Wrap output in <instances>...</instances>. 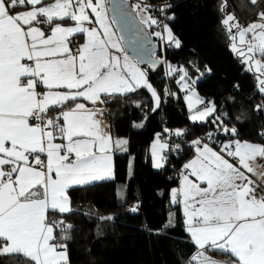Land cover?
I'll return each instance as SVG.
<instances>
[{
	"label": "snow or ice",
	"instance_id": "6c2138e0",
	"mask_svg": "<svg viewBox=\"0 0 264 264\" xmlns=\"http://www.w3.org/2000/svg\"><path fill=\"white\" fill-rule=\"evenodd\" d=\"M114 8L124 13L122 5ZM258 19L264 20V12ZM68 21L75 23L65 26ZM113 22L107 0H0V257H23V264H68L67 245L55 242V222L48 217L71 212L69 187L111 176L109 152L113 144H127L113 142L83 103L65 110L69 101L81 97L104 103L102 96L143 87L155 98V107L160 106L145 72L121 46ZM141 23L159 26L151 15ZM222 24L229 32L237 29L232 39L238 35L239 47L233 43L232 49L248 71L259 74L264 93V23L240 30L238 20L228 14ZM164 30L167 41L180 47L167 25ZM77 33L86 34V42L73 50L69 37ZM154 34L164 38L161 32ZM115 53H123V63ZM187 75L185 71L180 79ZM183 86L189 88L187 82ZM194 95L188 96L190 119L206 122L215 106L196 110ZM201 103L197 97L195 104ZM53 110L59 111L51 115ZM222 131L236 135L234 127L223 126ZM192 144L196 155L183 165V185L171 196L173 203H183L187 230L202 250L193 264L208 261L206 248L230 253L236 258L232 264H264V145L236 140L217 152L199 139ZM168 147L157 138L156 167L166 162L162 152Z\"/></svg>",
	"mask_w": 264,
	"mask_h": 264
},
{
	"label": "trees",
	"instance_id": "16d2710c",
	"mask_svg": "<svg viewBox=\"0 0 264 264\" xmlns=\"http://www.w3.org/2000/svg\"><path fill=\"white\" fill-rule=\"evenodd\" d=\"M140 1L153 17L152 5L171 4L164 21L180 47L167 46L166 59L172 68L188 73L206 106L212 103L216 111L206 122L192 123L174 77L168 79L162 66L146 68L160 95L159 107L145 88L111 96L109 132L117 140H127V151L117 149L114 154V189H109V182L72 188L68 191L71 212L48 217L55 222V242L67 245L68 264H193L197 248L171 196L183 165L195 155L192 141L211 133L213 142L238 139L264 145V93L259 91L256 75L232 51L222 24L232 14L241 27H247L264 12V0L255 4L251 0ZM152 30L161 28L152 26ZM162 55L159 43L156 57ZM217 116L220 119L213 123ZM223 126L234 127L236 135L222 131ZM175 130H183L184 135H175ZM157 136L169 146L160 170H154L150 154ZM109 216L112 219H103ZM209 255L224 264L235 260L221 251H209ZM24 260L3 256L0 264H23Z\"/></svg>",
	"mask_w": 264,
	"mask_h": 264
},
{
	"label": "water",
	"instance_id": "95a60500",
	"mask_svg": "<svg viewBox=\"0 0 264 264\" xmlns=\"http://www.w3.org/2000/svg\"><path fill=\"white\" fill-rule=\"evenodd\" d=\"M115 4L123 6V14L115 10ZM108 9L128 54L136 59L142 67L157 69L160 61L158 57L154 56V53L158 51L156 40L151 37V33L132 10L130 1L108 0ZM153 65L155 66L153 67Z\"/></svg>",
	"mask_w": 264,
	"mask_h": 264
},
{
	"label": "rangeland",
	"instance_id": "374dc122",
	"mask_svg": "<svg viewBox=\"0 0 264 264\" xmlns=\"http://www.w3.org/2000/svg\"><path fill=\"white\" fill-rule=\"evenodd\" d=\"M131 2V7H132V10L135 12V14L138 16V18L140 19V20H143V19H146L147 18V16L148 15H151L150 13H149V11H148V8L145 6V4L143 3V2H141L140 0H131L130 1ZM136 5H140V9L138 10L137 8H136ZM146 9V10H145ZM228 15V14H227ZM109 17H110V14H109ZM153 17V16H152ZM154 19H156L155 17H153ZM255 22H260V23H264V20H259V19H257ZM144 26H146V28H147V30L149 31V29L151 28V26H148L147 24H144V23H142ZM153 26H156V25H153ZM160 26V25H159ZM156 27H158V26H156ZM160 28H161V30L159 31V30H153L152 32H151V34L155 37V40L158 42V44L160 43V45H161V50H163L162 51V53L164 52L165 53V48L167 47V46H175V44L174 43H169L168 41H167V32L164 30V28H162L161 26H160ZM244 28H246V27H241V29L240 30H243ZM118 32V31H117ZM155 32H161L162 33V36L164 37L163 39L161 38V37H159V36H156L154 33ZM228 33H229V37H230V45H231V49H232V45H233V43H236L237 44V46L239 47V44H238V35H237V40H233L232 39V35L234 34V33H237V29H235V28H233L232 29V31L231 32H229L228 31ZM118 34H119V32H118ZM119 36H120V34H119ZM174 36V35H173ZM175 37V36H174ZM252 37H251V34H248L247 36H246V40H250ZM176 39V38H175ZM122 47L125 49V47H124V43L122 44ZM176 47V46H175ZM232 51H233V49H232ZM125 52L127 53V55L130 57V60H131V62L132 63H135V65H136V67L137 68H139L140 70H142V71H144L145 72V75H146V77H147V80H148V82L153 86V88L156 90V88H155V86L151 83V81L149 80V78H148V71H147V69L145 68V67H142L140 64H139V62L136 60V59H134L131 55H129L128 54V52L126 51V49H125ZM234 52V51H233ZM235 53V52H234ZM236 54V53H235ZM164 55V54H163ZM163 55L161 56V57H163ZM237 55V54H236ZM161 57H159V58H161ZM240 59H241V61H242V58L241 57H239ZM121 63H123V57H121ZM246 66V65H245ZM162 67H164L166 70L165 71H168V74H169V77H174V79H175V83H176V85H177V87H178V89H179V91L182 93V95H183V99H184V101H185V103H186V107H187V109H188V112H189V117L192 115V111H190V109H189V107H188V96L189 95H193V94H195L194 96H193V104L195 105V109L196 110H202V109H204L205 107H206V100L203 98V97H201L199 94H198V92L196 91V89H195V87H194V81H190L189 80V77H188V75H187V77H185V79L184 80H181L180 79V77L181 76H183V74H184V72H185V70H183V69H178V68H172L170 65H169V63H168V60H167V62L165 63V65L164 66H162ZM171 69H176V71H171ZM246 69H247V66H246ZM248 70V69H247ZM252 72V71H251ZM255 75H256V77H257V75H259L258 73H255V72H253ZM257 79V78H256ZM185 82H187L188 83V85H189V88L188 89H185L184 88V84H185ZM257 84H258V80H257ZM258 87H259V85H258ZM141 88H143V87H141ZM149 91V90H148ZM150 92V91H149ZM156 92H157V94L159 95V93H158V91L156 90ZM151 93V92H150ZM159 97H160V95H159ZM199 98L200 100H202L203 101V103H201V104H198V105H196L195 104V99L196 98ZM154 100H155V98H154ZM213 106V104L212 103H209V105L207 106V107H212ZM214 113V112H213ZM212 113V114H213ZM208 118V117H207ZM191 120V119H190ZM191 122L192 123H201V122H199V121H197V122H193L192 120H191ZM157 138H158V136H157ZM119 140H125V141H127L125 138H121V139H119ZM162 143H165V142H162ZM118 150L120 151V152H126L127 151V144H125V145H123V146H121V147H118ZM163 166H164V164H163ZM159 168V167H158ZM160 168H162V167H160ZM159 168V169H160ZM154 170H155V168H154ZM158 170V169H157ZM92 184H95V183H92ZM90 185V184H89ZM207 258H208V261H205L204 262V264H209V262H214V264H224L221 260H218V259H214V258H210V257H208V256H206ZM201 260H203L204 258L203 257H201L200 258Z\"/></svg>",
	"mask_w": 264,
	"mask_h": 264
},
{
	"label": "crops",
	"instance_id": "0c3cea01",
	"mask_svg": "<svg viewBox=\"0 0 264 264\" xmlns=\"http://www.w3.org/2000/svg\"><path fill=\"white\" fill-rule=\"evenodd\" d=\"M128 1H131V0H128ZM107 5H108V0H107ZM21 10H24V9H21ZM89 14H90V16H91L90 10H89ZM93 19H94V17H93ZM109 20H112L111 17H109ZM139 20H140V19H139ZM140 21H141V20H140ZM62 23H65V22H62ZM74 23H75V22L68 21V22L65 23V26H68V25H74ZM85 26H87V27H89V28L94 27V26H95V27H98V25H95V24H87V22H85ZM45 27H46V26H45ZM145 27H146V26H145ZM112 29H113V31L115 32L116 37H120L119 34H118V32H117V29H116L114 23H112ZM146 29H147V28H146ZM152 31H153V30H152V26H151V28L149 29V32L151 33ZM69 41H70V44H69L70 48H72L73 50H75L77 47L83 45V44L86 42V34L77 33V34H75L74 36L69 37ZM119 42H120V44H121V46H122V44H123V40L120 39ZM112 51L114 52V50H112ZM115 54H117V55H121V57H123V53H115ZM178 69H179V68H178ZM61 91H64V90H61ZM116 95H121V94H113V95H111V96H116ZM123 95H125V94H123ZM103 97H105V96H102L101 99H103ZM71 102H72V101H69L68 103H71ZM68 103H67V104H68ZM76 103H83V104L85 105V108H86V110H87L88 112L95 113V119L98 120V121L101 123L104 132H105L108 136L111 137V139H112L113 142L117 140V139H115V138H113V137L111 136V134H110V132H109L108 124L103 123L102 120H101L100 113H99V108L101 107V103L97 102V103L93 104L92 102H90V101H88V100H84L83 98L78 97V98H77V101H76L71 107H74ZM67 104L64 106V107H65V110H66L67 108H69V106H67ZM53 111H55L54 113L57 114V112H58L59 110H53ZM53 111H51V112H53ZM190 121H191V120H190ZM176 131H177V130H175L174 132H176ZM182 131H183V130H182ZM158 138H159V142L162 143L160 136H158ZM118 140H119V139H118ZM236 140H238V139H231V140H223V141H220L218 147H213V146H209V145H208V146L211 147L213 150H215V151H217V152H220L221 146H222L223 144H226V143H233V142L236 141ZM239 141H241V140H239ZM57 142H59V141H57ZM156 142H157V138L154 140V142H153L152 145H151V148H150V154H151V159H152V165H153V168H155V170H157V169L160 170V169H162V168L159 167V168H160V169H159L158 167H156V164H155L156 158L153 156V145L156 144ZM241 142H244V141H241ZM117 149H118V147H116L115 144H113V147L111 148V151L109 152V155H111V157H112V161H111V165H112V175H111V176H106V177L103 178V179L90 181L89 183H87V184H85V185H89V184H92V183H99V182H109V184H108L109 189H114V185L111 183V181L114 179V154H115V151H116ZM164 152H165V150L162 152V155L165 157ZM195 155H196V153H195ZM195 155H194V157H195ZM194 157H193V158H194ZM193 158H192V159H193ZM42 159H43V156H42ZM229 159H230V158H229ZM162 167H163V166H162ZM183 175H184V168H183V173H182V176H181V179H180V183H179L178 187H176V188L173 189V190H178V189H180V188L182 187V185H183ZM192 179H194V178H192ZM85 185H73V186H71V187L68 188V190H67V194H68V191H69L70 189H72V188H77V187H82V186H85ZM173 190H172V191H173ZM172 191H171V194H172ZM68 197H69V194H68ZM69 200H70V199H69ZM174 204L179 205L180 210H181V212H182V216H183V218H184V222H185V225H186V229H188V225H187V222H186V221H187V216H186V214H185V210H184V205H183V203H174ZM54 213H58V212H54ZM59 214H66V213H59ZM187 232H188L189 236L191 237V235H190V233H189L188 230H187ZM54 235H55V231H54ZM191 239H192V241L194 242V239H193L192 237H191ZM194 244H195V242H194ZM195 246H196V248H197V254L194 256V258L198 257V254L202 251V250H200V249L198 248V246H197L196 244H195ZM204 251H205V253H206V256L212 258V257L209 255V251H221V250L214 249V248H206V250H204ZM221 252H224V251H221ZM225 253H227V252H225ZM227 254H230V253H227ZM230 255H231V254H230ZM67 256H68V254H67ZM231 256H232V255H231ZM194 258H193V260H194ZM233 258L236 259L234 256H233ZM214 259H215V258H214Z\"/></svg>",
	"mask_w": 264,
	"mask_h": 264
},
{
	"label": "built area",
	"instance_id": "2783aa9c",
	"mask_svg": "<svg viewBox=\"0 0 264 264\" xmlns=\"http://www.w3.org/2000/svg\"><path fill=\"white\" fill-rule=\"evenodd\" d=\"M156 8V14H155V18L158 21L159 25L164 28L165 25V21H164V15L170 11L171 9V4L170 3H159V4H154L152 5ZM164 8L165 10L163 12L160 11L161 8ZM158 43V42H157ZM166 49V48H165ZM163 51V50H162ZM165 51V50H164ZM163 57L159 58L160 61V66H164L165 63L167 62L165 53L163 52ZM166 70V69H165ZM165 75L168 79H170L171 77H169L168 71H165ZM113 98L111 96H109L107 99H103L105 102L101 103V107L99 108V113H100V117L103 123L108 124L109 123V112H108V106L107 104L112 100ZM53 112H50L51 115H56ZM187 131H192L191 128L187 129ZM183 136V135H182ZM196 139H199L202 141V143H206L209 146H217L219 145L218 142H213L211 139V136L207 135V136H197ZM60 226H62V224H60Z\"/></svg>",
	"mask_w": 264,
	"mask_h": 264
},
{
	"label": "flooded vegetation",
	"instance_id": "af4514ba",
	"mask_svg": "<svg viewBox=\"0 0 264 264\" xmlns=\"http://www.w3.org/2000/svg\"><path fill=\"white\" fill-rule=\"evenodd\" d=\"M141 31L139 30V33H140ZM151 37H153L154 39H155V37L151 34ZM157 46H158V44H157ZM157 53H158V51H156L155 53H154V56H157Z\"/></svg>",
	"mask_w": 264,
	"mask_h": 264
},
{
	"label": "bare ground",
	"instance_id": "6f19581e",
	"mask_svg": "<svg viewBox=\"0 0 264 264\" xmlns=\"http://www.w3.org/2000/svg\"><path fill=\"white\" fill-rule=\"evenodd\" d=\"M156 43H157V41H156ZM158 44V43H157ZM160 66V65H159Z\"/></svg>",
	"mask_w": 264,
	"mask_h": 264
}]
</instances>
